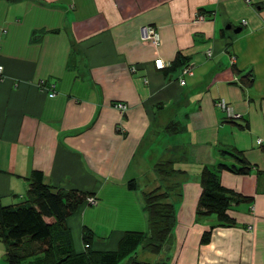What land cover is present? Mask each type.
<instances>
[{"label":"crops","instance_id":"crops-1","mask_svg":"<svg viewBox=\"0 0 264 264\" xmlns=\"http://www.w3.org/2000/svg\"><path fill=\"white\" fill-rule=\"evenodd\" d=\"M142 26L159 47L141 41ZM177 58L192 73L169 80ZM0 67L2 206L23 202L40 172L50 188L96 200L66 219L74 253L99 211L127 224L91 244L110 252L124 232H147L143 193L169 191L171 244L151 262L264 264V0H0ZM223 151L240 152L248 173L218 171L242 167ZM165 163L179 172L158 175ZM205 168L248 200L231 205V226L197 214Z\"/></svg>","mask_w":264,"mask_h":264},{"label":"trees","instance_id":"trees-1","mask_svg":"<svg viewBox=\"0 0 264 264\" xmlns=\"http://www.w3.org/2000/svg\"><path fill=\"white\" fill-rule=\"evenodd\" d=\"M177 58L163 73L170 80L173 72L187 67ZM173 129H179L173 123ZM222 155L234 157L242 165L240 168L220 164L218 171L227 170L234 174H247L249 166L237 151H223ZM158 175L169 178L178 170L171 163L157 164ZM30 185L26 199L12 206L0 204V241L6 250L7 264H149L139 261L136 250L160 255L169 249L175 222V209L169 200V191L152 190L142 195V209L146 215L148 230L145 233L126 231L119 241L116 251L94 252L91 244L94 234L84 229L82 241L84 252L74 253L66 219L85 204L89 193L78 190L53 189L44 183L43 174L35 172L29 178ZM201 194L198 201L199 216L214 215L220 226H231L228 216L232 204L247 202L246 198L224 188L216 172L203 169L200 174ZM131 191L136 189L135 181L127 184ZM211 230L204 232L201 244H208ZM165 264V263H155Z\"/></svg>","mask_w":264,"mask_h":264},{"label":"built area","instance_id":"built-area-1","mask_svg":"<svg viewBox=\"0 0 264 264\" xmlns=\"http://www.w3.org/2000/svg\"><path fill=\"white\" fill-rule=\"evenodd\" d=\"M202 17H199L198 20H201ZM140 39L143 43H149L152 44L154 47H159L160 46V39L159 36L156 32V30L152 27L149 26H142L140 28ZM208 55H210L208 53ZM156 67L158 69H162L163 65L160 61L156 62ZM181 77L184 75H191V71L188 67H184L180 70ZM2 74V68L0 67V75ZM181 86L185 84L184 80L182 78H178L177 80ZM54 94H51L50 97H53ZM216 106L220 108L228 117L238 120L241 118L240 115L234 114L232 109L227 105L225 100H219L216 102ZM114 109L119 111L121 114H124L127 110V107L125 104L122 103H114L113 104ZM260 143V142H259ZM87 205H96V200L94 198H88L86 201Z\"/></svg>","mask_w":264,"mask_h":264},{"label":"rangeland","instance_id":"rangeland-1","mask_svg":"<svg viewBox=\"0 0 264 264\" xmlns=\"http://www.w3.org/2000/svg\"><path fill=\"white\" fill-rule=\"evenodd\" d=\"M88 206H90L89 207L90 209L95 208L94 205H88ZM106 211L107 209L105 210V212ZM102 213H103L102 211H99V214L98 216L95 217V220H93L92 222H90L91 220L89 221V224L91 226L89 230L94 234V239H97L98 237H100L101 234L103 235V233L110 234V231H113L114 229L120 230V229H125V227H128L127 224L124 226H121L120 218H111V217L104 218ZM130 227H133V226H130ZM134 227L138 228V225ZM143 252L144 251L141 248L137 249L136 254H135L138 257L137 259L142 262L154 264L155 262H151V261H153L152 259L156 257L157 255L146 253V252L143 253ZM143 254H146V255L144 256ZM125 262L126 261L124 260L121 262V264H124ZM3 264H6V262H4Z\"/></svg>","mask_w":264,"mask_h":264},{"label":"water","instance_id":"water-1","mask_svg":"<svg viewBox=\"0 0 264 264\" xmlns=\"http://www.w3.org/2000/svg\"><path fill=\"white\" fill-rule=\"evenodd\" d=\"M235 33L240 32V29L234 30ZM4 260H6V257L4 258Z\"/></svg>","mask_w":264,"mask_h":264}]
</instances>
